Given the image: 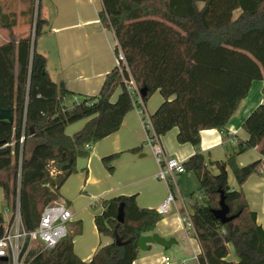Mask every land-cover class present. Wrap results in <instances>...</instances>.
<instances>
[{
	"label": "trees",
	"instance_id": "1",
	"mask_svg": "<svg viewBox=\"0 0 264 264\" xmlns=\"http://www.w3.org/2000/svg\"><path fill=\"white\" fill-rule=\"evenodd\" d=\"M32 22L35 0H27ZM101 25L113 32L125 64L106 77L97 96L85 97L71 108V95L62 83H53L46 73L45 58L32 48L44 33L45 22L38 14L31 34H13L15 12L0 8V28L8 39L0 45V109L14 110V124H0V188L4 207L13 205L16 195L26 231L36 228L43 209L57 202L65 180L76 172L78 158L88 157L86 145L115 133L124 116L137 105L130 91L132 81L145 104L158 92L162 102L149 115L154 133L161 137L177 129L178 144L195 149L186 162L198 182L200 200L192 205L190 220L200 246L199 264H264V230L246 202L241 186L253 174H264V103L244 120L247 134L225 162L206 163L199 153L200 132H223L254 81L264 80V0H101ZM239 10L236 18L233 12ZM116 100L110 101L116 89ZM264 98V88L262 90ZM85 120L67 135V126ZM23 153L19 182L17 158L19 139ZM13 143V148L10 144ZM256 148L260 159L239 167L236 156ZM138 149L132 150L136 152ZM116 155L102 159L110 163ZM62 158L65 160L62 161ZM65 163L62 168L58 165ZM214 166L216 173L210 169ZM54 169L51 174L50 168ZM228 167L239 188L230 190ZM19 183V184H18ZM224 197L229 215L238 214L227 224L216 220L211 211ZM121 212L122 222H118ZM160 216L154 209L140 208L135 196L120 195L106 200L95 216L99 235L112 242L96 250L84 262L73 252V237L67 235L51 250L31 249L26 264H133L140 250L138 239L151 233ZM4 218L0 213V238ZM116 242H119L118 246ZM232 248L235 261L230 260ZM0 264H7L0 260Z\"/></svg>",
	"mask_w": 264,
	"mask_h": 264
},
{
	"label": "crops",
	"instance_id": "2",
	"mask_svg": "<svg viewBox=\"0 0 264 264\" xmlns=\"http://www.w3.org/2000/svg\"><path fill=\"white\" fill-rule=\"evenodd\" d=\"M101 10V0H40L38 14L45 22L44 33L34 40L33 48L45 58L50 80L62 83L73 94L65 99L68 108L85 97L97 96L105 77L116 67L114 48L117 42L113 32L101 25L98 17ZM238 14L239 10L234 11L233 17ZM7 38L8 34L6 41ZM263 88L264 80L251 83L248 94L238 104L223 132H200L198 151L206 163L225 162L236 151L238 143L247 139L242 124L264 103ZM119 92V88L116 89L110 101L114 102ZM161 102L162 97L155 92L143 104V109L151 115ZM138 108L137 104L124 116L115 133L90 146L88 157L77 159L76 172L59 190L60 204L66 205L73 215L68 227L69 235H75L73 252L84 262L90 261L98 248L112 242L110 237L99 235L94 225L104 201L120 195L135 196L138 207L157 210L168 194L166 184L154 177L158 167L140 123ZM84 123L85 120L79 121L70 132L65 129V133L70 135L78 131ZM176 135L177 129H172L159 137V142L167 157L183 164L195 154V149L190 144H178ZM134 149L138 150L132 152ZM110 155H116L110 163L112 172L102 163V159ZM258 159L260 155L254 148L237 155L235 162L243 167ZM261 160L264 169V157ZM210 169L216 173L214 166ZM186 173L176 176L179 194L173 192L174 205L167 214L160 216L154 230L146 234L157 235L166 242V247L148 245L145 251L139 252L133 264H199L200 246L192 227L182 221V215H190L192 205L200 200V195L194 196L193 189L186 187ZM225 173L229 189L237 190L239 186L228 167ZM241 190L249 209L256 215L257 224L264 230V174L248 177ZM1 206L5 208L0 188ZM229 251L228 258L235 261L232 248ZM165 258H168L167 263Z\"/></svg>",
	"mask_w": 264,
	"mask_h": 264
},
{
	"label": "built area",
	"instance_id": "3",
	"mask_svg": "<svg viewBox=\"0 0 264 264\" xmlns=\"http://www.w3.org/2000/svg\"><path fill=\"white\" fill-rule=\"evenodd\" d=\"M121 64H125V60L121 52H119L118 55H115V65L119 67ZM129 85L130 91L134 95L136 103L139 105L140 123L146 132L147 142L158 167L154 177L164 182L168 188L167 196L156 210L159 216H163L167 214L170 207L175 203L176 198L173 192L176 191L179 194L176 176L185 173V168L182 163L164 154L160 146L159 137L154 133L150 117L143 109L139 91L132 81L129 82ZM23 143L24 138L21 136L18 142V182L22 162ZM10 147L13 148V143L10 144ZM89 149L90 145H86L85 150L89 151ZM4 212L3 234L0 238V257L4 258L7 264H26L27 254L34 248H39L41 251L53 249L69 234L67 225L73 219V215L66 205L54 202L43 209L36 228L32 231H26L21 221L18 195H16L11 207L4 208ZM182 221L189 227H192L190 215L187 213L182 215ZM164 261L167 263L168 258H165Z\"/></svg>",
	"mask_w": 264,
	"mask_h": 264
},
{
	"label": "rangeland",
	"instance_id": "4",
	"mask_svg": "<svg viewBox=\"0 0 264 264\" xmlns=\"http://www.w3.org/2000/svg\"><path fill=\"white\" fill-rule=\"evenodd\" d=\"M27 7H28V1L27 0H0V8L3 12H15V14H16L17 23H16V26L13 28V34H14V37L16 40L20 37L31 34L33 31L34 20H35V16L37 13V0H35L32 22L27 15L21 16V12L27 10ZM235 16H236V13H235ZM7 34H8V31L0 29V45L3 43V41H6ZM32 39H33V36H32ZM77 123L78 122H76L74 124H77ZM74 124H71V125L66 127L67 133L71 131V128L74 127ZM72 134H70V135H72ZM50 172H51V174H54L53 173L54 169L52 167L50 168ZM188 173L190 175H188ZM185 176L187 179L186 187L188 186L189 188L193 189L194 196H198L199 195L198 185H197V181H196L193 173L187 172L185 174ZM190 176H192V177H190ZM0 178L4 179L5 176L3 174H0ZM57 203H60L59 200L57 201ZM83 206H84V204H83ZM0 212L3 214V217H4L5 212H4L3 206L0 207ZM73 224L71 226H74ZM67 227H69V224L67 225Z\"/></svg>",
	"mask_w": 264,
	"mask_h": 264
},
{
	"label": "water",
	"instance_id": "5",
	"mask_svg": "<svg viewBox=\"0 0 264 264\" xmlns=\"http://www.w3.org/2000/svg\"><path fill=\"white\" fill-rule=\"evenodd\" d=\"M35 38L33 37L32 42V48L34 44ZM144 91H139V95H143ZM0 124L6 125V126H12L14 124V110L13 109H0ZM65 159L62 158V161ZM65 165V163L60 164L57 166V168H62ZM213 217L218 220L221 224H227L233 219L237 217L238 214L235 215H229V209L225 204V200L223 196H220L219 199V207L216 210L211 211ZM122 214L121 212L118 215V222H122ZM116 244L119 246L120 243L116 242ZM159 245L162 247H166V242L159 238L157 235H143L141 236L137 241V246L140 251H145L148 245ZM0 260H5L4 258L0 257Z\"/></svg>",
	"mask_w": 264,
	"mask_h": 264
}]
</instances>
